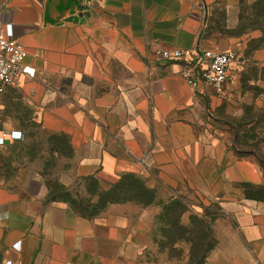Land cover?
<instances>
[{"label":"crops","instance_id":"1","mask_svg":"<svg viewBox=\"0 0 264 264\" xmlns=\"http://www.w3.org/2000/svg\"><path fill=\"white\" fill-rule=\"evenodd\" d=\"M208 10L207 0H0V30L26 48L37 70L7 91H27L40 102L43 132L70 145L68 155L45 151L59 162L69 156L73 179L112 185L133 174L150 189H165V201L196 193L217 206L222 264H264V202L239 194L244 184L259 185L254 177L264 179L263 170L238 159L230 133L213 127V87L191 88L183 62L159 57L214 48L205 33ZM27 130L21 122L17 131ZM21 144L4 148L28 157L30 148H12ZM29 162H13L11 179L0 184L3 264H143L157 208L116 204L81 216L47 200L46 167L31 171Z\"/></svg>","mask_w":264,"mask_h":264},{"label":"rangeland","instance_id":"2","mask_svg":"<svg viewBox=\"0 0 264 264\" xmlns=\"http://www.w3.org/2000/svg\"><path fill=\"white\" fill-rule=\"evenodd\" d=\"M257 0H207L208 15L205 27L206 37L211 39L216 46L233 47L237 51L235 77L233 82L225 87L224 93H216L211 115L213 127L219 133H230L226 136L233 141L234 133H239L238 159L254 162L258 166L257 158L248 154L255 150L264 159V46L256 47L255 40L262 37L261 30H253L248 14L252 5ZM65 91L70 92V85L65 86ZM40 102L30 92L7 91L0 96V125L2 131H17L21 122L28 129L24 134V141L15 147L30 148V155L20 152L11 155L5 145H0V184H6L13 175L14 163L29 160L28 167L31 171H39L41 165L45 166V181L49 191L47 200L61 201L81 216L96 217L110 206L131 203L137 211L150 213L152 208L158 209V215L153 220V229L150 235L151 249L142 251L143 264L152 262L163 264H222V260L215 253L219 245L215 227L219 226L216 214L217 206L209 204L196 193H175L179 205L171 207L172 200L165 201V189H149V195L122 193L117 190L115 183L120 179L112 176L110 171L103 175L112 185H103L97 178L77 177L73 179V172L69 170L67 159L62 156V161L54 160L48 156L47 148H61L70 153L69 141L65 137L47 136L40 125L42 108ZM0 132V133H1ZM52 137V138H50ZM121 144V141H118ZM232 147L235 145L231 142ZM73 163V162H72ZM55 166L60 170L55 171ZM73 167V164H72ZM261 167V166H260ZM262 169V167H261ZM263 170V169H262ZM21 176V172L17 173ZM23 174V172H22ZM142 180V179H141ZM257 186L255 200L264 201V179L254 177ZM70 183L66 186L64 182ZM144 181V180H142ZM145 182V181H144ZM263 182V183H262ZM146 184V183H145ZM241 190L239 194H245ZM154 195V200L151 197ZM140 201H138V200ZM153 199V198H152ZM173 200V201H175ZM148 202V203H147ZM169 207V208H168ZM183 212V213H182ZM187 216V217H186ZM179 224H176L177 218ZM186 217V218H185ZM149 224L147 225V227ZM183 227L191 232L185 235ZM207 237V241L204 240ZM137 254V253H136ZM0 264H3L1 259Z\"/></svg>","mask_w":264,"mask_h":264},{"label":"built area","instance_id":"3","mask_svg":"<svg viewBox=\"0 0 264 264\" xmlns=\"http://www.w3.org/2000/svg\"><path fill=\"white\" fill-rule=\"evenodd\" d=\"M28 55L21 43L8 39L0 30V96L18 81L36 77V68L27 64ZM159 57L168 62H183L181 74L195 90L205 84L221 96L235 77L237 51L233 47L163 50ZM19 141H24V135L19 131L0 133V145Z\"/></svg>","mask_w":264,"mask_h":264},{"label":"trees","instance_id":"4","mask_svg":"<svg viewBox=\"0 0 264 264\" xmlns=\"http://www.w3.org/2000/svg\"><path fill=\"white\" fill-rule=\"evenodd\" d=\"M248 18L251 22V25H252L251 28L253 30H261L262 31V37L258 40H255L254 45H256V47L264 46V0H257L252 5L251 11L248 14ZM239 141H240V136H239V133H237V131H236V133H234V136H233V144L235 145L234 147L237 150H239L238 149ZM248 154L257 158V161H258L259 165L262 167L263 173H264V159L262 158V156H260L258 154V152L255 150L248 151ZM115 188L117 190L124 191L122 193H131L132 194L133 192H135L138 195L143 193V194L148 196L149 193L151 192L149 189H147L145 182L142 181L141 178H139L133 174H128V175L122 176L121 179L117 183H115ZM244 188H245V192H246L245 196L247 198H251L254 200H255V198H253V196L247 195L248 192H250L249 194H253V192L255 190H258V192L260 190H262V187L256 186L253 184H244ZM150 200L151 201H148L149 203H151L154 200V195H152ZM176 201L177 200L172 201L171 207H174L175 205H179L181 203L180 201L179 202H176ZM179 218L180 217L177 218L176 224H179ZM183 230H185L184 233H186V234H184V236L185 235L189 236V234L191 233L188 228L183 227ZM204 240L207 241V237L206 238L204 237ZM1 259H2V255L0 254V261H1Z\"/></svg>","mask_w":264,"mask_h":264}]
</instances>
